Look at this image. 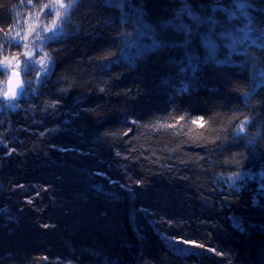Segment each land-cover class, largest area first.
<instances>
[{
    "label": "trees",
    "instance_id": "obj_1",
    "mask_svg": "<svg viewBox=\"0 0 264 264\" xmlns=\"http://www.w3.org/2000/svg\"><path fill=\"white\" fill-rule=\"evenodd\" d=\"M37 11L0 0V28L22 34ZM181 25L198 59L149 51L182 44ZM63 27L46 86L33 71L0 99V264H264V0H82ZM220 32L241 41L222 65Z\"/></svg>",
    "mask_w": 264,
    "mask_h": 264
},
{
    "label": "snow or ice",
    "instance_id": "obj_2",
    "mask_svg": "<svg viewBox=\"0 0 264 264\" xmlns=\"http://www.w3.org/2000/svg\"><path fill=\"white\" fill-rule=\"evenodd\" d=\"M27 3L31 8L38 9L35 16L36 23H27L24 28V34L22 35L20 31H16L15 37L10 35V33L13 31L11 25H9L7 29L0 28V33L4 34V43L0 44V72L5 74L7 84L6 88H0V97H3L4 99L12 102H16L18 95L22 97L25 92V81L22 79V75L30 76L32 72L35 71V77L26 81L29 88L33 85V83H36L38 86H46L47 81L43 80L41 78V75H50L52 69L56 64V57H54L52 53L58 50L52 49L51 51H46L45 48L50 47L51 42H55L57 40L59 30H62L63 24L70 20L71 14L81 7V0H69V2L67 3L65 2V0H41L39 4L35 3L34 0H27ZM118 6L123 8L122 4ZM236 7L248 19L249 23H251L252 18L248 16V13L245 11V9L252 7V5L246 3H238ZM220 10L224 12L229 11L228 9ZM181 11L187 13V15L196 22L197 27L201 23L207 22L212 26L211 31H215L217 21L214 18L208 17L205 19L201 18L200 16L194 15L191 7L187 3H185L184 8ZM212 11L213 13H215L217 9L213 8ZM179 15L180 13H177V16ZM234 16V12H229V19L234 18ZM29 18L31 19V13H29ZM180 30H183L185 33V39L182 44L168 45V42L166 40H157L156 38H153V42L151 47L149 48V51L166 46H178L186 50L185 54L189 60V63L194 58L198 59L197 57H193L187 52V49L192 42V28L181 25ZM44 33H51L52 35L46 37ZM29 35L35 36L40 41L39 45H37L35 41H33V44L30 47L27 43ZM218 35L221 39L230 41V43L226 45L230 49L229 58L224 61H216L218 65H222L230 62L231 54L236 52L237 44L241 41L237 40L231 32H220ZM127 36L128 33L126 32L120 33L121 38ZM16 37H19V39H16ZM246 37L247 33L245 34V38ZM258 38L264 39V31H261ZM113 39L115 40L117 38L114 37ZM203 43L204 46L209 49L208 58L213 59L216 54L217 46L213 43L212 37L206 34L203 37ZM12 44H14L16 48L20 49V51L16 53L11 52L9 48ZM205 62H207V60ZM22 64L23 68H21ZM181 71H184V69H181ZM99 90L101 92L104 91L103 88ZM60 91L63 92L65 90L61 89ZM184 91H187V89L185 88ZM36 94L38 95L39 93ZM60 102L61 101L59 98L55 99L51 104L46 105L45 110H47L48 107L55 109L60 104ZM13 106H18V104L14 103ZM181 119L183 118L181 117ZM131 123L136 124V121L132 120ZM248 123H251V120L249 118H245V120L241 121V124L238 127L237 131L240 133H244L245 125ZM130 132L131 129H129L128 132L124 133V135H128ZM4 148L7 149L6 144L4 145ZM14 152H16V149L12 148L5 152V156H10ZM117 155H119V153H117ZM261 176L264 177V172H261ZM262 187H264V185H262ZM45 227H48V225H45ZM182 243L194 244V242L189 240H183ZM195 246L203 247V245ZM212 251H214V249Z\"/></svg>",
    "mask_w": 264,
    "mask_h": 264
},
{
    "label": "rangeland",
    "instance_id": "obj_3",
    "mask_svg": "<svg viewBox=\"0 0 264 264\" xmlns=\"http://www.w3.org/2000/svg\"><path fill=\"white\" fill-rule=\"evenodd\" d=\"M82 1V0H81ZM65 2L67 3V2H69V0H65ZM28 23H36V20L35 19H33V21L31 22V21H29ZM59 23V22H58ZM25 26H26V24H21V28H22V35L24 34V28H25ZM64 28V27H63ZM60 31L61 30H59V33H60ZM15 30H13L12 32H11V36H13V37H15ZM44 35L46 36V37H48V36H51L52 34L51 33H44ZM59 36V35H58ZM18 39H19V37H17ZM33 41H35V43L36 44H39L40 43V41L35 37V36H33V35H29V39H28V41H27V43L28 44H30L29 46L31 47V45L33 44ZM21 59H23V58H21ZM1 73V77L2 78H4V80L6 79V76H5V74L4 73H2V72H0ZM8 101V100H7ZM11 102V101H10Z\"/></svg>",
    "mask_w": 264,
    "mask_h": 264
},
{
    "label": "water",
    "instance_id": "obj_4",
    "mask_svg": "<svg viewBox=\"0 0 264 264\" xmlns=\"http://www.w3.org/2000/svg\"><path fill=\"white\" fill-rule=\"evenodd\" d=\"M107 1H111V2H115V1H118V0H107ZM20 98V95H18L17 99ZM4 99V98H3ZM6 100V99H4Z\"/></svg>",
    "mask_w": 264,
    "mask_h": 264
}]
</instances>
